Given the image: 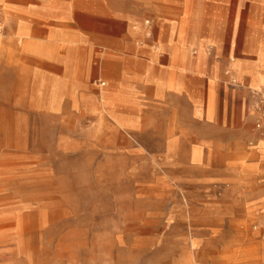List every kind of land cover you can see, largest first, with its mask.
<instances>
[{
  "label": "rangeland",
  "instance_id": "1",
  "mask_svg": "<svg viewBox=\"0 0 264 264\" xmlns=\"http://www.w3.org/2000/svg\"><path fill=\"white\" fill-rule=\"evenodd\" d=\"M5 2L0 264H264V0ZM163 53L188 67L182 134L139 100L164 75L119 71ZM95 79L121 81L126 107H104ZM208 90L230 132L192 116Z\"/></svg>",
  "mask_w": 264,
  "mask_h": 264
},
{
  "label": "crops",
  "instance_id": "2",
  "mask_svg": "<svg viewBox=\"0 0 264 264\" xmlns=\"http://www.w3.org/2000/svg\"><path fill=\"white\" fill-rule=\"evenodd\" d=\"M6 0H0V4L4 6H8L5 2ZM2 23L6 26V31L3 32V36L0 37V58L1 64L3 63L4 69H9L12 66V51H13V38L10 32L17 28L16 24L14 25L13 17L8 14L3 16ZM23 27V25L21 24ZM182 26V22L179 23V27ZM24 29V28H23ZM16 46V45H15ZM22 51V49H21ZM25 52V51H23ZM244 54H248L246 50L241 51ZM27 55V51L25 52ZM257 58L263 61V55L261 53H256ZM39 56L43 55L38 54ZM57 55V54H56ZM202 55L201 49H199L197 54V59ZM126 63H124L123 68L120 69L125 74L131 73H141V75H148L147 72L149 70H154L158 72L160 75H164L163 79H154L149 83V91L148 96L140 97L139 100L148 104V107L154 110L157 113L158 124H164L168 126L179 128L177 133L182 134L184 131V125L187 123L189 118V109H188V95H187V83H188V67L185 60V57L177 58L173 54L163 53L158 58L157 57H133L132 59H124ZM65 61V60H64ZM106 60H102V65H105ZM127 62H133L134 65L131 67L126 66ZM49 65L52 66L53 69L61 68V60L57 55ZM2 66V65H1ZM233 69L236 70V66H233ZM173 77H177L178 81L174 82ZM250 77V75H249ZM180 82V83H179ZM121 81L113 82L109 81L108 88L101 86L99 97L101 99L102 104L106 108H112L113 106L119 109H124L125 99L121 96L122 91L118 87H120ZM250 84L253 89H259L264 86V75H254L251 77ZM116 86V87H115ZM144 94V92L140 93ZM138 99V97H137ZM136 100V98H135ZM215 95L211 90L207 91V95L205 97L204 105H197L195 110L193 111L192 116L196 119H200L202 121V125H212L216 127H220L221 131L227 132L234 127L232 122V114L230 112H226L223 108L222 104L218 105L215 108ZM113 109V108H112ZM215 119H223V123H215ZM226 121V122H225ZM168 133V130L166 134ZM168 139V137L166 138ZM227 141V149L232 148L234 145V139L228 138L224 139ZM257 152L264 158V138L259 140L257 143ZM239 166L244 169L248 168L247 165L239 164Z\"/></svg>",
  "mask_w": 264,
  "mask_h": 264
},
{
  "label": "built area",
  "instance_id": "3",
  "mask_svg": "<svg viewBox=\"0 0 264 264\" xmlns=\"http://www.w3.org/2000/svg\"><path fill=\"white\" fill-rule=\"evenodd\" d=\"M0 19H1V11H0ZM1 31H2V25H1V21H0V33H1ZM93 84L101 87V86H104L105 85V82L102 81V80H100V79H95L93 81ZM260 94H261V100L264 103V93L263 94L260 93ZM262 117H264V115H262ZM263 125H264V123H263ZM258 128H260L261 131L263 130V127H261L260 125H258Z\"/></svg>",
  "mask_w": 264,
  "mask_h": 264
},
{
  "label": "bare ground",
  "instance_id": "4",
  "mask_svg": "<svg viewBox=\"0 0 264 264\" xmlns=\"http://www.w3.org/2000/svg\"><path fill=\"white\" fill-rule=\"evenodd\" d=\"M254 90L263 94L264 93V86L260 87L259 89H254Z\"/></svg>",
  "mask_w": 264,
  "mask_h": 264
}]
</instances>
